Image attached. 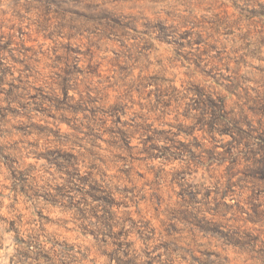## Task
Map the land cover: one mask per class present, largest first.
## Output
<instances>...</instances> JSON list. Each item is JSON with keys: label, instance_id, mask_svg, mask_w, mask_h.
Returning a JSON list of instances; mask_svg holds the SVG:
<instances>
[{"label": "rangeland", "instance_id": "374dc122", "mask_svg": "<svg viewBox=\"0 0 264 264\" xmlns=\"http://www.w3.org/2000/svg\"><path fill=\"white\" fill-rule=\"evenodd\" d=\"M264 264V0H0V264Z\"/></svg>", "mask_w": 264, "mask_h": 264}, {"label": "clouds", "instance_id": "9594fccd", "mask_svg": "<svg viewBox=\"0 0 264 264\" xmlns=\"http://www.w3.org/2000/svg\"><path fill=\"white\" fill-rule=\"evenodd\" d=\"M4 264H7V260H5Z\"/></svg>", "mask_w": 264, "mask_h": 264}]
</instances>
